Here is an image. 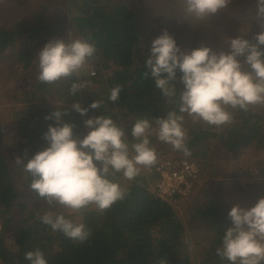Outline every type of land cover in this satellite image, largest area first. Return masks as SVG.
<instances>
[{"label": "clouds", "instance_id": "clouds-1", "mask_svg": "<svg viewBox=\"0 0 264 264\" xmlns=\"http://www.w3.org/2000/svg\"><path fill=\"white\" fill-rule=\"evenodd\" d=\"M183 2L187 13L204 18L227 9L233 0ZM255 5L261 30L253 39L246 35L231 37L227 50L216 51L206 44L182 49L167 29L152 40L144 60L147 69L144 74L153 79L155 88L164 97L177 96V79L183 88L179 89L177 109L156 117L155 124L148 118L133 123V142H129L125 130L111 115L88 117L84 121L87 127L84 134H78L76 125L63 119L67 109H55L46 117L56 121L43 134L47 146L27 159L16 157V162L31 176V191L48 204H59L68 210L67 214L46 212L40 217L44 224L73 241H86L90 230L82 220L72 218V214L90 205L103 212L123 200L128 189L121 179L114 177L119 174L123 180L131 181L142 167L155 163L157 152L151 144L152 134L174 149L190 154L185 113L194 120L220 126L232 120L230 109L246 111L250 105L264 103V0H255ZM95 52V45L87 38L71 41L52 38L36 52L37 79L54 83L72 76ZM81 87L73 82L71 94L77 95ZM121 91L119 85L111 88L109 100L117 101ZM100 104L94 100L84 107L76 101L72 108L85 116L90 109L100 108ZM228 217L231 223L216 254L228 264H264V199L248 207L235 203ZM25 256L30 264H48L41 249L27 251Z\"/></svg>", "mask_w": 264, "mask_h": 264}, {"label": "trees", "instance_id": "trees-1", "mask_svg": "<svg viewBox=\"0 0 264 264\" xmlns=\"http://www.w3.org/2000/svg\"><path fill=\"white\" fill-rule=\"evenodd\" d=\"M113 1L65 0L63 6L67 9L66 14H55L56 18H53V15L47 14V7L39 11L36 23L28 30L21 24H17L12 30L0 27V54L14 47L19 38L27 34L30 39L64 37L69 40L73 28H78L83 38L95 45L96 52L87 62L97 64L107 73L103 75L104 78L90 76L89 73L85 77L104 87L101 93L91 94L92 102H101L100 108L90 109L85 116L72 106L59 109L68 110L63 119L73 122L78 134L87 132L84 121L91 114L109 115L112 110H121L124 116L130 115L128 119L131 132L137 119L148 118L155 124L156 117L178 108L179 89L183 88V84L177 79V96L171 98L164 97L155 88L153 79L144 74L147 71L144 60L148 50L142 48V37L135 15L126 5L114 6V11H109L107 6ZM56 9L61 10V7L56 6ZM15 57L23 63L25 69H29L37 57L36 49L22 50ZM177 75L179 77L180 73ZM73 82L78 83L76 73L69 76L66 93L71 92ZM49 84L40 81L39 88L46 89ZM117 85L122 91L119 99L113 102L108 97L111 88ZM22 109L18 120L20 143L14 152L16 157L27 159L42 146H47L43 134L56 121L46 117L57 108L29 104ZM231 110L233 127L220 136L225 149L235 152L256 142H259V147H264V116H260V112L253 110L251 106L246 111L239 108ZM184 115L185 124L189 116L187 113ZM194 128L193 126L189 130L190 137L186 140L188 149L199 146L206 136H216L206 129L196 131ZM21 139L26 142H21ZM133 139L135 138L131 136L130 140ZM150 140L151 144L157 141L153 134ZM10 150L12 149L5 146L4 133L0 127V213L4 214L0 232V264H30L25 254L35 249H41L45 253L48 264H192L189 255L184 254L188 247V235L183 222L177 216L174 206L156 195V186L153 187L159 181L156 173H152L151 177L137 176L131 181L123 180L117 174L114 178L121 179L128 189L123 200L117 201L103 212L90 205L87 209L73 213L72 218L82 220L91 233L86 241L79 242L66 237L62 232L53 231L41 221L42 215L37 214L33 208L28 212L23 211L24 207L18 202L17 186L22 183L24 188L30 189L31 176L21 164L17 166L18 173L11 170L13 157L9 155ZM154 166L155 164L151 167ZM20 169L22 171L19 172ZM18 206L22 211L20 217L17 214ZM34 206L38 208L36 210L50 208L57 210V213L66 214L68 211L62 205L48 204L37 195ZM202 214L210 222L214 232L210 244L211 255L203 263L228 264L215 251L220 246L226 227L231 223L228 211L213 204ZM18 217L15 233L17 250L13 253L7 248L4 235Z\"/></svg>", "mask_w": 264, "mask_h": 264}, {"label": "rangeland", "instance_id": "rangeland-1", "mask_svg": "<svg viewBox=\"0 0 264 264\" xmlns=\"http://www.w3.org/2000/svg\"><path fill=\"white\" fill-rule=\"evenodd\" d=\"M64 1L0 0V27L12 30L17 24H21L28 30L36 23L39 11H43L47 7L49 12L46 13L53 15V18H56L55 14H66L67 9L63 6ZM118 5H126L133 11L142 37V48L147 50L151 47L152 40L165 29L176 37L182 49H191L206 44L216 51L227 50V44L233 36L246 35L249 39H253L255 33L261 30L256 16L255 0H233L227 9L204 18H197L187 13L183 0H114L107 7L109 11L113 12L114 6ZM56 6H60L61 10L57 11ZM80 37L83 35L78 28H73L68 41ZM52 38L55 37L30 39L27 34L20 37L14 47L12 46L0 54V127L4 133L5 146L12 149L9 155L13 157L11 170L14 173H18V163L14 151L20 143L18 120L21 117L22 108L33 104L51 105L59 110L62 107L72 106L76 101H79L82 106L88 107L93 99L91 94L101 93L104 89L103 85L88 81L85 76L88 73L92 76L91 70H95L97 72L95 77L104 78L103 75L107 72H103L97 64L94 65L87 61L84 64L86 68L83 66L76 73L78 83L82 85L77 95L73 96L71 92L66 93L65 87L69 82V77L50 83L46 89H40V81L37 79V57L33 66L25 69L15 54L26 49H36L37 52ZM101 98H103L102 95ZM250 106L253 110L260 112V116H264L262 114L264 113V103ZM230 111L232 112L231 109ZM109 115L113 116L118 125L125 130L129 142H133L134 139L130 140V121L128 119L130 115L124 116L121 110H112ZM91 116L95 115L91 114ZM233 123L232 118L229 123L224 125H209L189 116L188 122L184 124L187 139L190 137L189 130L193 126L196 131L206 129L209 133L216 135L206 136L199 146L189 149L190 154L174 149L170 144L158 140L153 134L157 139L152 144L157 152L155 163L168 157L183 158L197 162L201 168L200 183L194 199L190 202H173L177 216L183 222L188 235V247L184 254L189 255L192 264H205L203 260L211 255L210 244L214 232L210 222L202 214L206 208L216 204L229 211L235 203L248 207L254 205L258 200L264 199V147H259V142H256L242 147L238 151L228 152L220 136L226 134L233 127ZM24 141L21 139V142ZM38 145L36 144V146ZM193 154L197 156H193ZM151 166L142 167L138 176L151 177L152 172L149 171ZM20 171L22 170L20 169ZM21 184L18 183L17 186L18 202L21 203L22 208L24 207V212L33 208L37 214L42 216L48 211L57 213V210L50 208L36 210L38 208L34 206L35 193L24 188ZM153 185V187L156 186ZM17 210L20 217L22 211L19 206ZM19 217L14 219L10 230L4 235L7 248L13 253L17 250L15 233ZM3 221L4 214L0 213V232L3 228Z\"/></svg>", "mask_w": 264, "mask_h": 264}, {"label": "built area", "instance_id": "built-area-1", "mask_svg": "<svg viewBox=\"0 0 264 264\" xmlns=\"http://www.w3.org/2000/svg\"><path fill=\"white\" fill-rule=\"evenodd\" d=\"M97 72L95 70H91ZM149 171L159 176L156 195L173 205V202H190L194 199L201 178V168L189 159L165 158L150 167Z\"/></svg>", "mask_w": 264, "mask_h": 264}]
</instances>
